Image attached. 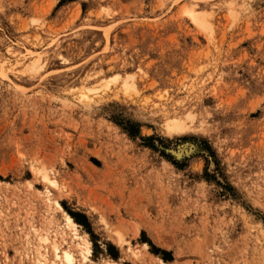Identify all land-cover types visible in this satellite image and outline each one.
I'll use <instances>...</instances> for the list:
<instances>
[{
    "label": "rangeland",
    "instance_id": "obj_1",
    "mask_svg": "<svg viewBox=\"0 0 264 264\" xmlns=\"http://www.w3.org/2000/svg\"><path fill=\"white\" fill-rule=\"evenodd\" d=\"M37 233L84 264H264V0H0V264Z\"/></svg>",
    "mask_w": 264,
    "mask_h": 264
},
{
    "label": "bare ground",
    "instance_id": "obj_2",
    "mask_svg": "<svg viewBox=\"0 0 264 264\" xmlns=\"http://www.w3.org/2000/svg\"><path fill=\"white\" fill-rule=\"evenodd\" d=\"M191 11H192L191 15L193 14L192 17H193V19H195L196 23L202 24L203 26H204V24H207V22L204 20V18L202 16H200L199 12H197L194 9L193 10L191 9ZM26 51H27V54H25L24 57L20 58V59L25 58L26 61L29 60L30 64L32 66H35V65L38 66L40 64L42 65L44 63L42 61V57L44 56L43 53H39L38 51L28 49V48L26 49ZM11 54H15L18 57V54H16L15 51H12ZM44 61H45V59H44ZM3 68H4V66H3ZM1 75L3 76V74H1ZM117 77L118 76L113 78V80L114 81L117 80ZM132 77H133V75H130V76L126 77V79L124 80V87L126 89L134 88V86H135L134 83L129 81V79L133 80ZM6 78L8 79V77H6ZM107 87H108V85H107ZM97 89L98 88H88V90H90V91H94ZM193 119H194L193 114H187L186 116L175 115L171 118H168L166 120V122H165L166 124L164 126V128L166 129V133L168 135L173 136V135L186 134L188 132L195 130L196 127L193 124ZM178 157H179V155H178ZM44 178L47 181V183L50 184V186H52L54 188H59V185L54 178L48 177L47 175H45ZM43 194H44L43 198H44L46 204H48L49 206H52V207L55 206V207L62 208L60 203L58 202V200L52 196V194L49 190L44 191ZM65 221H66V224L68 227H70L71 229L75 228L76 223L70 215H68V214L65 215ZM36 232L37 231H35V233ZM76 236L78 239L76 238ZM76 236H75V238L77 240L76 245H77L78 249L79 248L81 249L80 251L82 253V247L84 245H86V243L83 240L82 241L80 240V236L78 234ZM36 237L40 241V243L37 245V247H35V249H34L33 243L30 244V242H28L27 247H26L27 255L28 256L32 255V259L35 262V264H84L83 261L87 258L86 257L87 255H86L84 257L83 261L80 259L78 260L74 255V249H72V248L62 249L60 247L59 243H57L54 240H50V238L46 235H42L40 233H37ZM88 250H89V248H88ZM87 260H88V258H87ZM93 264H96V263H93ZM115 264H117V263H115Z\"/></svg>",
    "mask_w": 264,
    "mask_h": 264
},
{
    "label": "trees",
    "instance_id": "obj_3",
    "mask_svg": "<svg viewBox=\"0 0 264 264\" xmlns=\"http://www.w3.org/2000/svg\"><path fill=\"white\" fill-rule=\"evenodd\" d=\"M75 218L76 221H79L78 218H76V216H73Z\"/></svg>",
    "mask_w": 264,
    "mask_h": 264
}]
</instances>
